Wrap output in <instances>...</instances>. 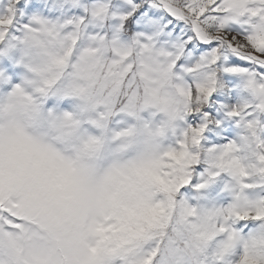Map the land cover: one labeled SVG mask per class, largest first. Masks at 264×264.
Returning <instances> with one entry per match:
<instances>
[{"label": "snow or ice", "instance_id": "obj_1", "mask_svg": "<svg viewBox=\"0 0 264 264\" xmlns=\"http://www.w3.org/2000/svg\"><path fill=\"white\" fill-rule=\"evenodd\" d=\"M262 118L264 0H0V264H264Z\"/></svg>", "mask_w": 264, "mask_h": 264}, {"label": "rangeland", "instance_id": "obj_2", "mask_svg": "<svg viewBox=\"0 0 264 264\" xmlns=\"http://www.w3.org/2000/svg\"><path fill=\"white\" fill-rule=\"evenodd\" d=\"M239 98H246V97H239ZM264 119V118H262ZM236 133L234 132L233 133V136H235ZM231 138V137H230ZM254 149H255V145L252 146V148L244 151L241 153L242 156H244L246 158V162L247 163H251L253 161V152H254Z\"/></svg>", "mask_w": 264, "mask_h": 264}, {"label": "trees", "instance_id": "obj_3", "mask_svg": "<svg viewBox=\"0 0 264 264\" xmlns=\"http://www.w3.org/2000/svg\"><path fill=\"white\" fill-rule=\"evenodd\" d=\"M238 99H239V97H238Z\"/></svg>", "mask_w": 264, "mask_h": 264}]
</instances>
